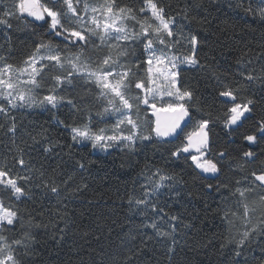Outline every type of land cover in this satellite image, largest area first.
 Returning <instances> with one entry per match:
<instances>
[{"label": "trees", "instance_id": "obj_1", "mask_svg": "<svg viewBox=\"0 0 264 264\" xmlns=\"http://www.w3.org/2000/svg\"><path fill=\"white\" fill-rule=\"evenodd\" d=\"M5 2L11 5L12 0ZM233 2L219 0L213 5L209 0H158L166 17H175L185 36L198 37L197 56L203 67H184L179 80L194 93L190 108L193 125L197 118L212 120L209 125L211 152L221 168L219 179L204 178L207 175L200 173L190 159L182 158L184 154L181 158L170 155L184 143L183 133L172 144L138 141L135 152L115 148L101 154L95 153L89 144H75L71 140L70 127L65 124L80 126L88 122L91 114L94 128L111 126L96 115L100 101L79 85L64 92L66 98L73 100L75 108L65 102L48 110H13L15 136L7 131L12 120L0 118L4 125L0 127V167L7 165L13 174L33 177L30 183L20 181L27 188V196L20 201L10 199L0 186V197L5 205L11 203L20 216L15 231L0 230V233L9 241L22 238L25 232L35 237L27 255L20 250L25 264H234L237 259L240 264H264V245L255 241L243 249V256L234 257L235 240L244 231V208L238 203V197L224 195L240 181L253 189L246 193L248 199L245 201L256 209L250 213L252 223L264 217V206L259 203L264 187L248 183L254 180L252 172L259 173L264 168V140L260 139L262 133L258 129V124L264 121V81L249 82L238 74L244 71L264 77V20L242 8L230 7ZM118 3L132 5L137 10L142 6V0L134 4L133 0H118ZM259 4L260 0H255L253 7ZM186 6L188 19L182 15ZM10 22L13 25L10 29L0 26V56L8 63L20 65L38 42L57 40L47 27H36L16 18ZM3 31L8 32L7 39ZM179 50L188 55L191 46L184 41ZM141 51L137 49L136 55ZM241 58L242 64L238 63ZM44 71V82L52 83L51 76L58 70ZM139 75L144 76V72L140 70ZM224 84L239 89L236 102L254 101L252 111L245 114L247 119L238 131H232L236 126L226 128L223 124L227 108L231 107V102L227 105L219 102L223 98L218 93ZM147 118H151L149 113ZM193 125L185 131H191ZM249 134L257 136V143L250 144L243 139ZM33 137L40 144L33 143ZM47 140L60 147L44 153L40 145L47 146ZM18 149L24 150V159L33 171L26 168L19 172L13 159L21 154ZM249 149L255 151V162L243 156ZM220 151H225L226 156L219 157ZM77 161L83 162L85 168L80 169ZM156 167L181 181L176 186L181 192L179 197L169 199L165 195L160 198L165 211L179 217L174 222L176 231L171 237L157 236L152 228L145 226L151 223V214L147 217L136 215L127 203L128 194L143 195L146 189L142 186L148 183L146 176ZM37 170L44 173L43 177ZM41 180L59 185L61 197L58 199L56 194L44 189ZM65 180L67 186L63 183ZM209 183L219 185V192L210 191ZM84 184L86 188L76 190L78 185ZM225 208L236 213H229L231 222L223 218ZM168 223L172 222L160 223V227L171 232Z\"/></svg>", "mask_w": 264, "mask_h": 264}, {"label": "snow or ice", "instance_id": "obj_2", "mask_svg": "<svg viewBox=\"0 0 264 264\" xmlns=\"http://www.w3.org/2000/svg\"><path fill=\"white\" fill-rule=\"evenodd\" d=\"M135 2L133 0V4ZM209 3L215 5L219 0H209ZM254 3L255 0H234L229 6L242 8L264 20V0H260L256 8L253 7ZM182 15L185 19L189 18L188 6L182 11ZM13 18L36 27H47L51 36L57 38L55 42L50 39L38 42L20 65L8 63L4 56H0V118L3 121L12 120L7 131L13 136L16 134L15 117L11 115L13 110H48L49 107L54 109L65 102L75 108L73 100L66 98L64 92L69 88L74 90L79 85L82 90L91 91L100 101L96 115L106 124L110 123L111 127L94 128L91 114L88 122L80 126L65 124V127H70L71 140L75 144L83 146L87 142L93 149L108 151L118 148L135 152L138 141L172 144L183 133L185 142L171 151L170 155L181 158L182 154H187L182 158L190 159L200 173L212 174L204 178L219 179L221 168L212 158L211 152L213 144L209 125L212 120L197 118L193 125L190 108L194 93L179 80L184 71L182 66L203 67L197 56L198 37L185 36L175 17H166L165 9L158 6V0H142V6L138 10L132 5L121 6L118 0H12L11 5L0 0V26L12 28L10 21ZM2 34L8 38L7 31ZM184 41L191 46L188 55L178 54L179 46ZM90 49L97 54H91ZM137 49L142 50L139 56L136 55ZM242 62L243 58L238 61ZM133 68L137 71L134 72ZM45 69L58 70L57 74L51 76L50 84L44 82ZM140 70L144 72V76L139 75ZM238 74L249 82L264 81V77L253 76L251 72L239 71ZM238 90L224 84L218 93L219 97L225 98L219 101L221 104L231 102L223 124L226 128L235 125L232 131H238L243 126V120L247 119L245 114L252 111L254 103L252 99L236 102ZM149 109L154 120L146 118ZM106 116L114 117V121L105 120ZM190 125H193L192 130L185 131ZM3 126L0 123V127ZM258 129L262 133L260 139L264 140V121L258 124ZM32 139L33 143L40 144L36 137ZM243 139L250 144L257 143V136L254 134L245 135ZM40 146L44 153H51L60 147L51 140H47V146ZM18 151L21 154L13 159L19 166V172L26 168L29 172L33 171L32 166L24 159V150ZM217 155L225 157L226 153L220 151ZM243 156L255 162L253 149L245 151ZM77 165L80 169L85 168L83 162L77 161ZM37 171L43 177L44 173ZM141 174H144L143 171ZM251 175L254 180L248 183L254 187H264V168ZM244 179L247 180V177ZM21 180L30 183L33 177L13 174L7 165L0 167V186L10 199L20 201L27 196V188L20 183ZM146 180L148 183L142 186L146 189L142 196L128 194L129 210L146 217L151 214V223L145 226L152 228L157 236L171 237L176 231L174 222L179 217L166 212L160 198L165 195L169 199L179 197L181 192L176 186L181 181L161 167L150 170ZM63 183L67 186L68 181ZM41 184L44 189L56 194L58 199L61 197L60 187L54 181L48 183L41 180ZM86 187V184L78 185L76 190ZM207 187L210 191L220 190L219 185L214 186L212 183ZM252 190L237 181V186L224 194L238 197V203L244 208V231L235 240L232 249L234 257L243 256V249L253 241L264 245V217L253 224L250 213L256 209L245 202L248 199L246 193ZM259 203L264 206V195L259 197ZM230 212L236 215L229 208L223 209L225 220H229ZM19 222L20 216L15 207L11 203L5 205L3 197H0V230L15 231ZM164 222H172L168 223L171 232L162 230L160 223ZM34 240L35 237L30 232L11 241L0 233V264H25L20 258V250L27 255ZM234 264H240V260H234Z\"/></svg>", "mask_w": 264, "mask_h": 264}, {"label": "rangeland", "instance_id": "obj_3", "mask_svg": "<svg viewBox=\"0 0 264 264\" xmlns=\"http://www.w3.org/2000/svg\"><path fill=\"white\" fill-rule=\"evenodd\" d=\"M90 2H97V0H93V1H91L90 0ZM99 2H102V0H99ZM31 19V18H30ZM129 23H132V22H129ZM178 54H182L183 55V53L179 50L178 51ZM131 57H129V59H130ZM182 67H187V66H182ZM142 107H145V106H142ZM25 109H27V108H25ZM34 109H41V108H30V109H27V110H34ZM151 112V110L149 109L148 110V112L147 113H150ZM107 117V116H106ZM147 118V117H146ZM111 119H113V121H114V117H111ZM235 126V125H234ZM111 126H109V127H107V128H110ZM233 127V126H232ZM145 132H147V128L145 129ZM85 144H89L90 145V143H87V142H85ZM91 146V145H90ZM92 148V147H91ZM112 149H115V148H111V149H109L108 151H103V150H101V149H99V148H97V149H93L92 148V150L95 152V153H101V154H105V153H107V152H109L110 150H112ZM199 170V169H198ZM200 171V170H199ZM204 175H207V176H211L212 174H204ZM244 221H245V218L243 219V221H242V227H243V229H244Z\"/></svg>", "mask_w": 264, "mask_h": 264}, {"label": "water", "instance_id": "obj_4", "mask_svg": "<svg viewBox=\"0 0 264 264\" xmlns=\"http://www.w3.org/2000/svg\"><path fill=\"white\" fill-rule=\"evenodd\" d=\"M225 99V98H223ZM149 116L152 118V120H154L155 118L151 116V112L149 113ZM187 119V118H186ZM179 131V130H178ZM185 142V141H184ZM184 155H187V154H184Z\"/></svg>", "mask_w": 264, "mask_h": 264}]
</instances>
